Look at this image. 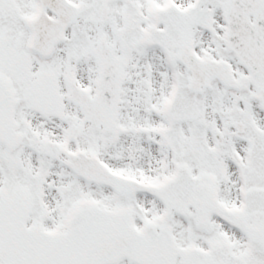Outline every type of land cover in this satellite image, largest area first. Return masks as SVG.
I'll return each instance as SVG.
<instances>
[{
  "label": "snow or ice",
  "instance_id": "obj_1",
  "mask_svg": "<svg viewBox=\"0 0 264 264\" xmlns=\"http://www.w3.org/2000/svg\"><path fill=\"white\" fill-rule=\"evenodd\" d=\"M0 264H264V0H0Z\"/></svg>",
  "mask_w": 264,
  "mask_h": 264
}]
</instances>
